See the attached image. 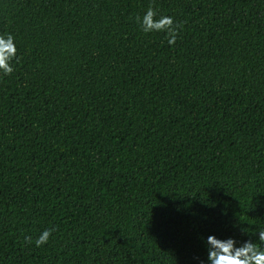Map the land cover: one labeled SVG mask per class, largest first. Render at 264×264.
<instances>
[{"label": "trees", "instance_id": "trees-1", "mask_svg": "<svg viewBox=\"0 0 264 264\" xmlns=\"http://www.w3.org/2000/svg\"><path fill=\"white\" fill-rule=\"evenodd\" d=\"M0 264H264V0H0Z\"/></svg>", "mask_w": 264, "mask_h": 264}]
</instances>
